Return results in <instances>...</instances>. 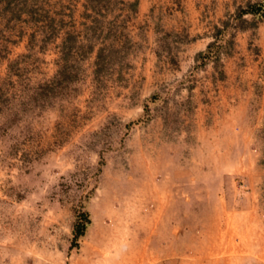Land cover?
<instances>
[{"label":"rangeland","instance_id":"rangeland-1","mask_svg":"<svg viewBox=\"0 0 264 264\" xmlns=\"http://www.w3.org/2000/svg\"><path fill=\"white\" fill-rule=\"evenodd\" d=\"M220 1L215 39L190 56L191 5L204 18ZM257 2L0 0V264H171L172 226L196 243L191 215L218 193L264 227V72L233 53L264 21L238 16ZM224 113L238 165H210Z\"/></svg>","mask_w":264,"mask_h":264},{"label":"crops","instance_id":"crops-1","mask_svg":"<svg viewBox=\"0 0 264 264\" xmlns=\"http://www.w3.org/2000/svg\"><path fill=\"white\" fill-rule=\"evenodd\" d=\"M221 8L222 1L217 7L209 6L203 18L205 7H201L196 3L191 5V19L187 27L191 40L186 46L189 49L190 56L205 52L209 43L215 39L216 29H219L223 22L224 12ZM249 46H253L255 52H252L248 48ZM239 51H241V54L246 52L245 55L249 58H255V60L253 59L255 62L252 61L248 66L250 77L264 72V21L253 30L236 33L234 55H238ZM186 54L185 56H187ZM234 101V98H227L220 102L221 104L227 102V105H229L228 102H231L232 105L237 103L248 105L250 99H241L239 102ZM240 104L233 106L234 108H231L229 112H234ZM262 105L264 106V103ZM207 116L211 120L214 115L207 114ZM221 116L228 123L224 121V125L219 130H209L210 132L207 131L206 134L212 139L210 140V153L215 158L219 155L224 160L222 163L218 160V163L213 161L214 164L210 163V165H238V153L242 150L239 149L238 131L236 129L237 120H234V115L231 114L224 113ZM242 134H244L242 139H246V142H243L246 146V143L248 144V141L252 138L248 133ZM208 135H206V138H209ZM242 147L244 148V146ZM253 164H256V162L249 165ZM221 172L228 175L231 173L227 169ZM211 183L214 186H220L221 180L215 178ZM210 197L216 200L214 194ZM216 201L217 208L213 206L211 210L205 212V215H201V210H198L195 213L196 215H191L197 218V221L193 227L189 226L188 229L193 231L192 236L196 237V243L190 244L187 242L186 233L183 230L185 229L184 224L181 226V233L178 232V228L173 230L172 226V239L170 238L171 241L166 239L164 259L171 262V264H264V227L260 223V219H257L254 210L252 208H227L226 196L219 193ZM154 216L158 220L161 219L162 215L159 216L156 212ZM159 221L156 222V227L154 226L156 229L162 224V221ZM155 228L149 233V238L154 237V235L157 237L159 234ZM179 242H181L180 249L175 247L178 246ZM178 250L181 251L180 254ZM130 264H134V262L132 261Z\"/></svg>","mask_w":264,"mask_h":264},{"label":"trees","instance_id":"trees-1","mask_svg":"<svg viewBox=\"0 0 264 264\" xmlns=\"http://www.w3.org/2000/svg\"><path fill=\"white\" fill-rule=\"evenodd\" d=\"M242 14H251L256 21L252 23V26H255L258 22H260L264 18V5L260 2L257 3H249L247 7L238 14L239 17H242ZM80 224L77 225V233L81 234L83 229H81ZM84 226V225H82Z\"/></svg>","mask_w":264,"mask_h":264}]
</instances>
